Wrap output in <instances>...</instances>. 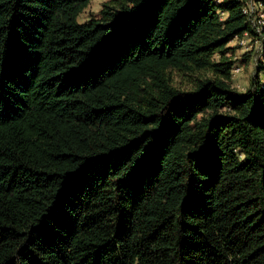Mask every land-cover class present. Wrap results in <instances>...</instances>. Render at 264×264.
Instances as JSON below:
<instances>
[{"label":"trees","instance_id":"16d2710c","mask_svg":"<svg viewBox=\"0 0 264 264\" xmlns=\"http://www.w3.org/2000/svg\"><path fill=\"white\" fill-rule=\"evenodd\" d=\"M90 1L0 0V264H264L247 0Z\"/></svg>","mask_w":264,"mask_h":264},{"label":"rangeland","instance_id":"374dc122","mask_svg":"<svg viewBox=\"0 0 264 264\" xmlns=\"http://www.w3.org/2000/svg\"><path fill=\"white\" fill-rule=\"evenodd\" d=\"M108 0H91L88 6L79 15L78 21L85 23L92 18L98 17L104 2ZM244 43H241L239 38L234 39L229 46L232 48L228 55L235 61L233 69V85L240 91L244 92L250 86V82L257 72L258 50L261 47V42L247 35L244 38ZM239 68V71L236 69ZM264 78V72L261 74ZM181 80V79H180Z\"/></svg>","mask_w":264,"mask_h":264},{"label":"built area","instance_id":"2783aa9c","mask_svg":"<svg viewBox=\"0 0 264 264\" xmlns=\"http://www.w3.org/2000/svg\"><path fill=\"white\" fill-rule=\"evenodd\" d=\"M243 12L246 14L251 26L260 33L264 29V10L262 4L256 0H247L243 7ZM247 35H249V33L239 38L241 43L245 42L244 38ZM236 71H239V68L236 69Z\"/></svg>","mask_w":264,"mask_h":264}]
</instances>
